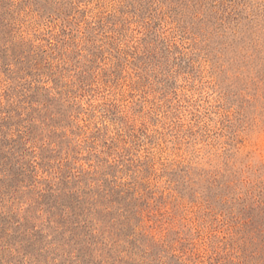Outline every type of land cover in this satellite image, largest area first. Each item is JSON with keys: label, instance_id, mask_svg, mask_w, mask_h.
I'll list each match as a JSON object with an SVG mask.
<instances>
[{"label": "rangeland", "instance_id": "obj_1", "mask_svg": "<svg viewBox=\"0 0 264 264\" xmlns=\"http://www.w3.org/2000/svg\"><path fill=\"white\" fill-rule=\"evenodd\" d=\"M0 264H264V0H0Z\"/></svg>", "mask_w": 264, "mask_h": 264}]
</instances>
